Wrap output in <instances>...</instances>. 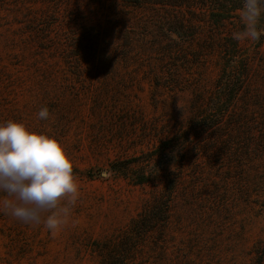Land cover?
<instances>
[{
    "label": "rangeland",
    "instance_id": "rangeland-1",
    "mask_svg": "<svg viewBox=\"0 0 264 264\" xmlns=\"http://www.w3.org/2000/svg\"><path fill=\"white\" fill-rule=\"evenodd\" d=\"M121 4L0 0V123L57 137L78 186L55 231L0 203V264H102L100 250L152 206L165 221L139 236L127 264H264V34L234 38L242 11L217 27L211 8L183 5L170 32L156 13ZM229 66L240 86L229 114L197 130ZM150 154L156 163L141 167ZM142 172L152 177L140 185Z\"/></svg>",
    "mask_w": 264,
    "mask_h": 264
},
{
    "label": "clouds",
    "instance_id": "clouds-1",
    "mask_svg": "<svg viewBox=\"0 0 264 264\" xmlns=\"http://www.w3.org/2000/svg\"><path fill=\"white\" fill-rule=\"evenodd\" d=\"M262 5L264 0H243L245 31L234 38L259 40L264 34L258 27ZM38 117L47 120L48 108L42 107ZM77 192L72 157L57 137L20 121L0 123V195L6 197L0 203L12 217L25 224L40 223L43 217L45 227L55 231Z\"/></svg>",
    "mask_w": 264,
    "mask_h": 264
},
{
    "label": "trees",
    "instance_id": "trees-1",
    "mask_svg": "<svg viewBox=\"0 0 264 264\" xmlns=\"http://www.w3.org/2000/svg\"><path fill=\"white\" fill-rule=\"evenodd\" d=\"M118 2V0H110ZM124 7H132L135 9H148L157 14L159 19V25L161 28H166L170 32L176 31L177 27H182L179 24V18L174 14L175 8L187 5L188 8L203 6L211 8L210 13L213 25L220 27L230 19L239 18L238 12L243 10V0H119ZM160 10H166L164 16H160ZM194 15V14H193ZM177 17V18H176ZM191 22V20H190ZM212 23V22H211ZM157 25V24H155ZM194 26V25H191ZM194 30V29H193ZM213 34V33H211ZM236 76L233 69L227 67L223 72L219 83H217V94L211 99L205 109L196 120L198 125L197 130H215L219 129L225 118L229 114V110L233 101V98L237 95L236 91H239L240 86L236 84ZM242 83L243 79L240 78ZM161 149L162 154L168 149L166 146H159L157 149ZM146 163H156V156L153 154L147 155V160L140 162L141 167L146 166ZM137 178V182L142 185L148 183L152 176L146 175L142 172ZM165 212L161 210V207H146L139 219L135 220L131 224V232L128 235L122 237L118 245L114 248H104L100 250L102 256V264H127V256L134 254L136 251V242L140 239L139 236H143L145 232L152 229V226L163 220ZM264 258V254L260 255L258 260L261 263Z\"/></svg>",
    "mask_w": 264,
    "mask_h": 264
},
{
    "label": "water",
    "instance_id": "water-1",
    "mask_svg": "<svg viewBox=\"0 0 264 264\" xmlns=\"http://www.w3.org/2000/svg\"><path fill=\"white\" fill-rule=\"evenodd\" d=\"M105 174V173H104Z\"/></svg>",
    "mask_w": 264,
    "mask_h": 264
}]
</instances>
